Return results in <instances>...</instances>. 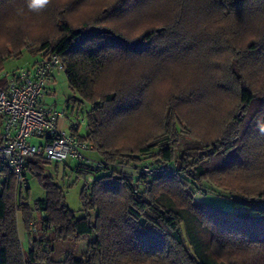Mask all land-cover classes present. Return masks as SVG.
<instances>
[{
	"label": "trees",
	"instance_id": "obj_1",
	"mask_svg": "<svg viewBox=\"0 0 264 264\" xmlns=\"http://www.w3.org/2000/svg\"><path fill=\"white\" fill-rule=\"evenodd\" d=\"M23 49L59 57L74 105H89L85 135L70 133L105 166L84 181L78 217L42 154L26 159L24 190L0 161V264H264V0H0V72ZM183 108L208 134L177 154ZM147 154L185 175L123 171ZM29 176L45 193L32 204ZM192 188L231 208L197 203ZM57 241L86 249L58 259Z\"/></svg>",
	"mask_w": 264,
	"mask_h": 264
},
{
	"label": "built area",
	"instance_id": "obj_2",
	"mask_svg": "<svg viewBox=\"0 0 264 264\" xmlns=\"http://www.w3.org/2000/svg\"><path fill=\"white\" fill-rule=\"evenodd\" d=\"M59 71H63L59 57L38 55L31 66L6 72V84L0 88V161L22 190L28 187L24 172L26 159L39 154L47 160L74 159L90 167L92 172L84 175L88 184L94 181L95 171L105 166L102 160L88 155L92 151L90 143L60 126L66 110L59 111L41 100L52 75ZM81 117L77 113L69 128H79L81 122L86 126V114L82 113ZM154 165H142L139 171L147 177L179 172L172 163Z\"/></svg>",
	"mask_w": 264,
	"mask_h": 264
},
{
	"label": "rangeland",
	"instance_id": "obj_3",
	"mask_svg": "<svg viewBox=\"0 0 264 264\" xmlns=\"http://www.w3.org/2000/svg\"><path fill=\"white\" fill-rule=\"evenodd\" d=\"M39 54L36 56L31 55L28 53L26 49H23L21 56L18 59L14 58H9L7 62L4 65V69L2 72H0V75H4L6 72H12L13 69L12 67H19V66H26L28 65L33 57H37ZM14 60V61H13ZM12 61V62H11ZM162 92L163 86L159 88ZM77 99H79V95L75 92H73L67 84L66 76L63 71H59L58 74L54 75V78L52 79V84L46 87V90L42 96V102L45 105L55 107L59 111L66 110V118L63 121H60L59 124L64 125L63 129L66 131H69V124L74 121L77 117L82 116V113H85L86 110L89 108V105L86 102H83L80 107L78 105H74V103H77ZM69 102V107H66L67 103ZM82 118V117H81ZM80 118V119H81ZM179 121L181 127H179V134L177 135L178 137V142L177 146L175 148V152L178 154L181 150L185 149V144L188 142H196L197 139H204L206 134L205 129V122L200 121L199 118L196 117V115H193V113L188 109V108H183L181 110V113L179 115ZM86 129H85V122H81L79 125V134L85 135ZM133 138L131 139H122L121 142L123 143H128L132 142ZM35 143L36 140H33ZM119 142V141H118ZM120 144V142H119ZM91 157H96L93 151L88 152ZM204 153L201 156L202 157ZM176 157V155H175ZM176 159V158H174ZM145 163L142 165H147L150 162H154L152 157H150V154H147L144 159ZM48 163L42 164L41 167V173L47 176L52 177V179L63 189L64 192V197H65V204L66 206L74 211L78 217L83 216V211L81 209V202H80V191L84 185V178L82 177H77L75 176L74 172L72 169H75L76 166L78 165V161L74 159H67L63 162L61 161H55V160H48ZM156 164H162V163H155ZM172 164L177 168L176 160L172 162ZM140 165L137 169L132 168L131 166H122V169L126 174H131L132 172L134 173L135 170L139 171V168L142 166ZM153 165V164H152ZM149 165V166H152ZM154 165V166H155ZM1 168V164H0ZM175 175L178 176H184V172L180 171L177 169ZM132 173V174H133ZM228 175L226 179H230L229 182H231L233 185L239 184V183H244L245 178H242L240 176H231ZM4 176L2 173H0V182H3ZM29 198L28 202L29 204H32L33 201L43 198L45 193L43 187L39 184L37 178H31L29 176ZM255 181L250 180L247 183L253 184ZM142 188V186H141ZM194 191L193 195V200H195L197 203H202V202H209L208 198H214L216 201L217 200H222L218 201L224 208L230 209L231 208V201L225 198H220L217 196H214L212 194H205L199 193L196 191L195 188H192ZM35 218V224L33 226V235L36 238H41L45 236L43 232V228L41 226V222L39 219L38 213L34 214ZM18 219V233L20 240L22 241L23 248L26 249L28 244L25 239L24 235V227L21 222V217L18 214L17 215ZM56 251L54 253V257L58 259H63L68 252H73L76 257H81V254L85 251L86 249V243L85 242H80V243H74L72 241L68 242H59L57 241L56 243Z\"/></svg>",
	"mask_w": 264,
	"mask_h": 264
},
{
	"label": "crops",
	"instance_id": "obj_4",
	"mask_svg": "<svg viewBox=\"0 0 264 264\" xmlns=\"http://www.w3.org/2000/svg\"><path fill=\"white\" fill-rule=\"evenodd\" d=\"M37 57H38V56H37ZM37 57H33V59H32L31 61H29L30 63H29L28 65H26V66H31V65L33 64V62L36 60ZM13 61H14V60H13ZM11 62H12V61H11ZM15 68H16V67H12L11 69H15ZM55 74H58V73H55ZM55 74L52 75V77H51V81L49 82V84H48L47 86H49V85L52 84V79L54 78V75H55ZM0 76H5V74H4V75L2 74V75H0ZM66 107H69V105H66ZM61 126H62V128H63L64 125H61ZM68 127H69V126H68ZM69 129H70V128H69ZM69 131H70V130H69ZM78 132H79V131H78ZM88 154H89V153H88ZM214 198H215V197H214ZM214 198H211V199L208 198V201H209V202H215L216 200H215ZM218 201L223 202L222 200H217L216 202H218Z\"/></svg>",
	"mask_w": 264,
	"mask_h": 264
},
{
	"label": "clouds",
	"instance_id": "obj_5",
	"mask_svg": "<svg viewBox=\"0 0 264 264\" xmlns=\"http://www.w3.org/2000/svg\"><path fill=\"white\" fill-rule=\"evenodd\" d=\"M27 6L29 9H34L35 8L34 0H27Z\"/></svg>",
	"mask_w": 264,
	"mask_h": 264
},
{
	"label": "snow or ice",
	"instance_id": "obj_6",
	"mask_svg": "<svg viewBox=\"0 0 264 264\" xmlns=\"http://www.w3.org/2000/svg\"><path fill=\"white\" fill-rule=\"evenodd\" d=\"M44 3H46V0H34L35 6L43 5Z\"/></svg>",
	"mask_w": 264,
	"mask_h": 264
},
{
	"label": "water",
	"instance_id": "obj_7",
	"mask_svg": "<svg viewBox=\"0 0 264 264\" xmlns=\"http://www.w3.org/2000/svg\"><path fill=\"white\" fill-rule=\"evenodd\" d=\"M204 153V151H200L198 156H201Z\"/></svg>",
	"mask_w": 264,
	"mask_h": 264
}]
</instances>
